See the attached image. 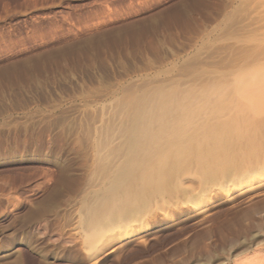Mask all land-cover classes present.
I'll list each match as a JSON object with an SVG mask.
<instances>
[{
  "label": "rangeland",
  "instance_id": "obj_1",
  "mask_svg": "<svg viewBox=\"0 0 264 264\" xmlns=\"http://www.w3.org/2000/svg\"><path fill=\"white\" fill-rule=\"evenodd\" d=\"M260 86L264 0H0V264H264Z\"/></svg>",
  "mask_w": 264,
  "mask_h": 264
},
{
  "label": "bare ground",
  "instance_id": "obj_2",
  "mask_svg": "<svg viewBox=\"0 0 264 264\" xmlns=\"http://www.w3.org/2000/svg\"><path fill=\"white\" fill-rule=\"evenodd\" d=\"M249 80H251V79H249ZM244 82H246V81H244ZM248 82H250V81H248ZM253 82H254V84L258 82V76L255 77V79L253 80ZM259 88L262 89L261 92L264 91L263 87L260 86ZM254 90H255L254 91V95H255L256 92H258V90L257 89H254ZM261 92H260V94H261ZM258 94H259V92H258ZM260 94H259V96H260ZM261 95H263V94H261ZM258 97H257V99H258ZM149 99H151V98H149ZM258 102H259V100H258ZM260 105H262V103ZM143 107L142 108H139L138 111H137L136 120H135L134 125L132 123V125H133V127H132V130H133L132 137L130 138V140H128L129 141V143H128L129 144V147H132L133 150H131L128 154H126V157H125V155L123 156V157H125L124 163L118 169V171L116 173L115 180L112 182L111 187L107 190L109 194H108L107 197L103 198V200L100 202L101 203L100 204L101 206L99 208L100 209H103L102 211L104 212L105 215L104 214L103 215L98 214L97 209H95V207L93 209L90 208L91 211H90V215H89L88 221L93 226V228L96 229V232L99 233L101 235V237L104 238V239L115 238L116 235H117V233H118V231L115 228L116 225L115 226L109 225V223L107 222V220H108L107 219L108 218L107 215L109 213L107 215H106V213L107 212L115 213V211L117 212V210H118V206H117V204H115V201L116 200L115 201H112L111 199L114 197L116 190L118 188L122 187L123 184H124V182L127 179L129 180V177L134 174V172L137 170L136 169L137 167H140V165L138 166V164H139V162H140L141 159H139V157H137L136 151L139 150L142 147H148L147 145H149L150 142H151V140H152V135L150 133V131H151L150 130L151 129V124H150L151 122L150 121L151 120L149 119V116H148V113L149 112H147L146 109H144ZM160 109H161V107H160ZM152 122H153V120H152ZM159 126H161V125H159ZM152 128H153V126H152ZM164 128H166V127H164ZM156 131H157L158 135L160 136V135H164V132L166 130L163 129L162 127H158L156 129ZM153 138H155V135H154ZM243 182H246V178H244V177L241 179V183H243ZM99 208H98V210H99ZM131 217L132 216H128V217L125 218V222H126V225L127 226H125L123 228V231H122L123 235H128V234H130L132 232L129 229V227H128V224L132 221L131 220L132 219Z\"/></svg>",
  "mask_w": 264,
  "mask_h": 264
}]
</instances>
